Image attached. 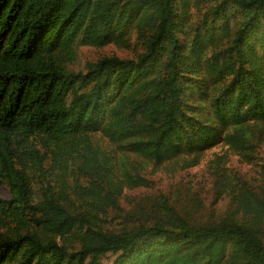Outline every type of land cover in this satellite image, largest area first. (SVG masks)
Segmentation results:
<instances>
[{"label":"trees","instance_id":"obj_1","mask_svg":"<svg viewBox=\"0 0 264 264\" xmlns=\"http://www.w3.org/2000/svg\"><path fill=\"white\" fill-rule=\"evenodd\" d=\"M0 191V264H264V0H0Z\"/></svg>","mask_w":264,"mask_h":264},{"label":"rangeland","instance_id":"obj_2","mask_svg":"<svg viewBox=\"0 0 264 264\" xmlns=\"http://www.w3.org/2000/svg\"><path fill=\"white\" fill-rule=\"evenodd\" d=\"M213 152L214 151H211L207 154L206 158L210 159V158H213ZM132 162L131 163H134V164H137L138 162H140V159L139 158H136V156H133L132 157ZM156 163L152 162L148 165V167L146 168V170H144V174L145 175H148V176H152V177H158L160 175H163V174H173L174 172H176L178 169H172V168H168L166 167L165 165L163 166H156L155 165ZM168 169V170H166ZM200 170V165H198L197 167H195V171H198ZM7 193L6 191H0V197H6Z\"/></svg>","mask_w":264,"mask_h":264}]
</instances>
